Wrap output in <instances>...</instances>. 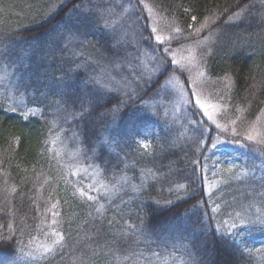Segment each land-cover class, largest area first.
<instances>
[{
  "label": "trees",
  "instance_id": "obj_1",
  "mask_svg": "<svg viewBox=\"0 0 264 264\" xmlns=\"http://www.w3.org/2000/svg\"><path fill=\"white\" fill-rule=\"evenodd\" d=\"M133 1L188 42L223 29L195 73L196 94L221 104L216 123L193 102L176 117L148 106L172 72L193 96L188 73L170 64L131 93L101 88L102 66L125 62L110 34L115 0H0V72L9 73L0 90V264H18L48 231L60 237L53 249L19 264H137L172 253L185 264H263L264 250L243 249L217 222L257 203L264 183L225 177L219 199L209 200L203 170L217 139L264 155V0ZM87 96H98L95 111L81 115ZM148 127L158 133L144 147L138 137ZM53 140L77 152L79 170H98L112 195L80 196Z\"/></svg>",
  "mask_w": 264,
  "mask_h": 264
},
{
  "label": "rangeland",
  "instance_id": "obj_2",
  "mask_svg": "<svg viewBox=\"0 0 264 264\" xmlns=\"http://www.w3.org/2000/svg\"><path fill=\"white\" fill-rule=\"evenodd\" d=\"M113 5L119 7V10L113 22V32L111 30L110 34H113V45L118 50L124 51L125 62L113 66H102L101 72L104 74L106 70L109 73L105 77L101 76L99 80L101 88L112 92L131 93L136 83L141 80L155 79L170 64L173 69L188 73V83L193 96L187 94L182 81L175 72H172L163 83L156 99L148 106L166 105L163 112L175 117L181 115V112L185 114L192 102L200 108L196 103L199 96L195 89V84L197 85L202 76L199 73L195 74L200 69L198 59L201 53H209L211 49L218 47L223 29L213 30L203 38L188 42L189 35L186 32L176 31L171 21L154 13L143 2L139 6L133 0H115ZM237 21V17L229 20L230 23ZM153 28L157 30L155 33L152 31ZM157 35L163 39V43L157 42L155 39ZM182 40L184 42H181ZM120 68L128 72L127 75L130 78L123 74L116 79L112 72H119ZM8 74L4 69L0 72V90L8 81ZM199 98L214 114L216 121L221 104L202 96ZM200 110L203 112V109L200 108ZM205 117L213 123L207 116ZM156 129V127H148L142 130L141 136L138 137L142 146H148L153 136L158 133ZM51 149L60 155L67 156V165L71 168L72 176L67 177V183L80 196H105L112 195L115 191V187H110L101 181L103 178L98 170L90 167L86 170H79L76 164L78 154L75 150L57 146L56 140H53ZM203 175L207 197L209 200L219 199L220 193L225 190V177L237 180L255 179L264 183V155L241 142L217 139L206 153ZM125 181L126 179L123 178L122 182ZM81 192L84 194L81 195ZM262 193L257 194L260 199L257 203H249L244 210L235 211L225 218L221 217L217 222V230L220 233L230 236L243 249L254 253L264 250V192ZM209 202L213 205L212 209L219 210L217 203ZM50 234L51 237H49ZM43 238L45 239L37 238L33 243L26 244L22 253L16 257V263L32 262L44 256L60 239L53 231H48ZM136 263L185 264V260L180 254L172 253L154 256L152 260L140 258L136 260Z\"/></svg>",
  "mask_w": 264,
  "mask_h": 264
},
{
  "label": "snow or ice",
  "instance_id": "obj_3",
  "mask_svg": "<svg viewBox=\"0 0 264 264\" xmlns=\"http://www.w3.org/2000/svg\"><path fill=\"white\" fill-rule=\"evenodd\" d=\"M193 20H195V17H193ZM152 31L155 33L157 30L155 28L152 29ZM176 31H179V29H177ZM200 29H197V32H199ZM155 39L157 40V42L159 43H163V39L157 35L155 37ZM98 99V96H87V97H81L80 98V112L81 115H84L85 113L91 114L89 109H91L92 111H95L93 104L94 101ZM196 103L200 106L201 109H203L204 115L208 117L209 120H212L213 123H216V121L214 120V114L212 112L209 111L208 106H206L204 103L201 102L200 98L197 97L196 99ZM118 107V106H117ZM217 127H222L221 125L217 124ZM233 135H237L235 129H233ZM247 140H253L254 136L249 133L246 137ZM261 143H264V140L260 141ZM84 193L81 192V195H83ZM89 199H92V197H89Z\"/></svg>",
  "mask_w": 264,
  "mask_h": 264
}]
</instances>
